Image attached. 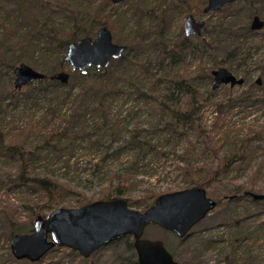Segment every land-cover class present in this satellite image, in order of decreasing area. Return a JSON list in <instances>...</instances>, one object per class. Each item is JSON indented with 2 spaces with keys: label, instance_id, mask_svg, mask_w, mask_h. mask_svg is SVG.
<instances>
[{
  "label": "trees",
  "instance_id": "trees-1",
  "mask_svg": "<svg viewBox=\"0 0 264 264\" xmlns=\"http://www.w3.org/2000/svg\"><path fill=\"white\" fill-rule=\"evenodd\" d=\"M147 1L124 0L122 3L128 5L127 9L117 12L122 3L112 6L109 0H0V157L6 158L13 165L11 169L0 166V190H6L8 195L18 188L23 189L28 200L26 204L14 208L0 204V264H67L65 259L69 257L77 260L78 264H83L82 262L99 264L98 261H93L95 253L85 260L76 251L66 248H54L46 256H51L56 251L60 253L58 256L60 260L45 262L46 257H44L40 262L18 261L11 254L10 244L1 243L2 239L8 238L5 223L8 222L11 236L23 233L22 229L27 225V223L20 224L19 221L15 223L16 218L12 220L11 212L7 208H12L11 211L14 210L13 213L18 214L23 207L29 220V227H33L36 217L40 215L47 217L48 210L62 205L68 195L79 196L65 182L52 176L36 174L34 152L44 153L48 146L52 145L50 139L58 142L54 148L59 149L70 136H73L72 140L78 143L89 142L93 137L96 142L105 137L114 138L112 134L118 132L119 122L118 116L111 110L123 96L151 102L155 110L165 114L168 120L165 129L168 133H180V128L194 124L196 108L193 104L198 100V91L193 87L192 80L187 74L179 75L173 72V69L184 60L182 57L187 53L198 55L202 48H207L213 53L218 49L214 45H219L225 59L221 62L214 60V66L220 68L221 63L228 62L230 65L238 59L239 65H242L246 60L252 59V51L259 49L258 42L264 46V34L261 30H250L252 16L258 14L264 16V0H243L244 6L234 7L235 9L229 14L219 17L217 24L209 31L213 36L209 42L195 43L192 41L193 37L180 35L181 38L176 44L167 42L172 19L180 14L182 6H186L187 15L195 16L201 13L206 0H163L165 4L157 7H151ZM255 2L260 6L259 10L251 9ZM131 20L134 22L133 28L120 42L127 50L121 59L111 60L107 73L97 71L93 67L88 68L86 75L73 72L67 85L50 79L52 74L65 67L62 59L70 43L84 37L93 38L100 27L109 29L111 34L116 36ZM207 27L205 21L201 32H208ZM23 62L38 67L46 78L25 86L23 90H17L13 87L15 79L13 69ZM254 66L260 71V84L255 81L244 95L235 99L236 101L232 100L230 104L232 109L244 107L243 109H248L250 112L264 108V57L258 58ZM206 77L209 79V74ZM71 79L73 81L70 83ZM243 79L245 81V78ZM181 95L185 98L184 107L176 103ZM6 100H10L8 106L10 104L18 106L31 100L47 101L48 113L60 119L64 127L51 135L43 146L37 145L32 148L23 140L11 139L3 125L4 113L10 108H3ZM64 107H68L67 113L62 112ZM217 111L221 113L222 119L219 116L213 119L211 131L197 127L198 133L203 135V147L210 152L211 160L198 165L186 161L185 155L179 156L183 164L178 165L177 169L185 180L187 188L193 185L203 189L210 188L218 182L219 174L226 173L229 165L246 162L250 157L249 151L243 146L224 156H218V150L213 145L208 146L215 142L214 135L208 133L221 132L225 126V123H222L223 112L220 108ZM227 133L228 130L225 128L223 132L226 136L225 140ZM126 147L144 149L139 148V140L134 135H130ZM145 151L152 152L154 148L150 146ZM134 176L128 169L118 175L116 185L112 190L109 189L104 200L115 199L116 196L127 193L132 186L131 180ZM227 189H229L227 201L218 196L213 198L217 201L216 208L223 210L227 204L247 198L255 206L263 205L260 210L255 208L254 214L250 213V215L264 212V200L259 202L244 195L245 192L252 191H245L240 185ZM34 194L38 197L36 201L31 198ZM83 199L80 206L91 203V200H86L84 196ZM246 218L248 217L237 218L228 214L222 219V225H218V227L223 226L230 233L226 242L228 245L226 258L229 259L231 256V259L227 264H232V257L239 250L240 243L250 235ZM204 238L200 234V240L191 245V251L186 249L183 252L185 256L180 260L170 249L168 250L180 264H202V257L209 247V243ZM186 239H181L180 242L183 244ZM121 241L125 242V251L119 250L113 253L110 264H137L133 239L130 236L111 242L107 246L116 247ZM229 252L232 255H229ZM242 255L244 260L242 264H264V259L250 257L243 252Z\"/></svg>",
  "mask_w": 264,
  "mask_h": 264
},
{
  "label": "rangeland",
  "instance_id": "rangeland-1",
  "mask_svg": "<svg viewBox=\"0 0 264 264\" xmlns=\"http://www.w3.org/2000/svg\"><path fill=\"white\" fill-rule=\"evenodd\" d=\"M147 2L151 7L165 4L163 0H148ZM244 5L243 0H236L230 6H224L221 8L222 10L219 9V12L203 14L201 11V13L195 15L196 19H203L207 22L208 32L202 31L200 37H193L192 41L195 43L211 41L213 36L209 34V31L212 26L217 24L219 17H223L235 8ZM127 7L128 5L122 3L117 12L124 11ZM185 8L186 6H182L180 14L175 15L172 19L171 28L167 34V42L176 44L181 38L180 35H184L182 23L187 16ZM255 8L258 10L260 8L257 2L251 9ZM258 15L262 20L264 19V16ZM133 24L134 22L131 20L116 36L111 34L113 42L121 45V39L125 38V35L133 28ZM261 32L264 34V29H261ZM258 44L259 49L255 52L252 51V59L246 60L242 65H239L240 60L238 59L230 65L228 62H223L219 66L227 68L236 77L245 78L244 84L233 87L222 85L219 88L212 89L211 71L217 69L214 66V60L221 62L225 59L219 45H214L218 49H215L213 53H210L207 48H202L198 55L193 56L187 53L182 57L184 60L176 69H173V72L179 73V75L187 74L192 80L193 87L198 91V100L193 104V107L196 108L194 110V124L180 128V133H168L165 129V123L168 122L165 114L155 110L151 102L123 96L114 104L111 110L114 115L118 116L117 120L119 122L118 132L112 134L115 139L111 137L114 140L105 137L103 140L100 139L96 142L93 137L89 142L80 141L78 143L72 140L71 137L73 136H70L59 149L54 148L55 145H58V142L50 139L52 145L48 146L44 153L34 152L36 174L52 176L59 181H63L79 194V196L76 194L68 195L63 200L62 205L48 210V215L54 209L62 206L67 208L80 207V203L84 201L83 196L91 202L104 200V196L107 195L109 189L112 190V187L116 185L117 176L127 169L135 175L134 179L131 180L132 186L130 190H127V193L119 197L116 196L115 199H126L127 204L137 211L146 210V207H150L160 194L187 188L185 187V180H183L177 169L178 165L183 164L179 156L185 155L186 161L198 165L211 160L210 152L203 147V135L198 133L197 127H204L207 131H211L213 119L217 116L222 119L221 113L217 111L218 108L223 112L224 120L222 123H225V126L221 129V132L208 133L211 136L214 135L215 140L214 144H208V146L213 145L216 147L218 156H224L243 146L249 151L250 157L246 162L229 165L225 174L218 175V182L210 188H205L207 195L211 198L218 196L227 201L226 197L229 190L227 188L238 185L242 186L245 191L264 194V108H262L263 110L257 109L249 112L248 109H243L244 107H233V109L230 107L231 101L244 95L249 90V86L254 84L256 79L260 77V71L254 64L258 58L264 57V46L262 43L258 42ZM33 68L41 71L35 65ZM62 70L69 74L73 73L69 65ZM207 74H209L210 81L206 77ZM72 81L71 79L70 83ZM9 102L10 100L4 102L3 108H10L4 113L3 125L6 127V132H8L11 139L23 140L32 148L37 145L43 146L51 135L64 127L60 119H56L52 117L51 113H48L49 103L47 101L31 100L28 101L29 103L25 102L18 106H12L11 104L8 106ZM176 103L184 107L185 98L181 95V98H177ZM67 110L68 107H64L62 112L67 113ZM225 128L228 130L226 140L224 139L226 136L223 134ZM130 135H134L139 140V148L144 149L127 148L126 144ZM150 146L154 148V151H145ZM0 166L4 169L13 168L10 161L1 157ZM23 191V189L18 188L7 195L6 190H0V204L9 205L12 208L26 204L28 200H26ZM151 195H154V197H151ZM31 198L36 201L38 197L34 194L31 195ZM12 208H7L11 212L12 220L16 218L15 223H18V221L20 224L27 223L22 231L23 234H30L33 227H29V220L23 207L18 214L13 213ZM255 208L260 210L263 205L255 206L247 198H241L237 203H229L223 210L216 208L195 225L183 244L180 242L181 239L175 236L174 233L161 230L153 225L145 229L143 237L163 241L164 245L180 260L185 256L183 252L186 249L191 251V245L196 244L200 240V234H202L209 243L208 250L202 257V264H227V261L231 259V256L229 259L226 258L228 253L226 242L230 233L226 228L223 226L218 227V225H222V219L226 218L228 214L237 218L247 216L245 222L248 223L250 235L240 243L239 250L232 257V264L243 263L242 252L250 257L256 256L263 260L264 212L250 215V213L254 214ZM8 228L7 222L5 223V229L8 238L1 240V243L6 245L10 242L11 236ZM124 243V241H121L116 247L107 246L98 249L94 254L93 261H98L99 264H110L113 253L119 250L125 251ZM229 255L232 254L229 252ZM58 256H60V253L55 251L51 256L46 257L45 262L57 260L59 259ZM65 261L67 264H78L77 260L70 257L66 258ZM82 263L85 264V262Z\"/></svg>",
  "mask_w": 264,
  "mask_h": 264
},
{
  "label": "water",
  "instance_id": "water-1",
  "mask_svg": "<svg viewBox=\"0 0 264 264\" xmlns=\"http://www.w3.org/2000/svg\"><path fill=\"white\" fill-rule=\"evenodd\" d=\"M123 1L109 0L112 6ZM235 1L206 0L202 13L219 11ZM182 25L184 36L197 38L205 26V20L196 19L189 14ZM263 27L264 21L254 15L250 30L259 31ZM126 50L125 45L113 42L109 29L100 27L95 38L84 37L70 43L62 63L64 66L69 65L72 72L81 75H86L88 68L92 67L107 73L111 60L121 59ZM13 76V87L17 90H23L25 86L46 78V75L26 62L14 67ZM211 76L212 89L244 83L243 78L236 77L225 67L212 70ZM69 77L68 72L61 70L52 74L50 79L67 85ZM256 83L260 84V78L256 79ZM244 195L259 202L264 200V194L261 193L245 192ZM216 205L217 201L209 197L205 189L193 185L180 191L160 194L142 212L128 205L124 198L95 200L77 208L62 206L51 211L47 217H36L30 234L12 235L9 242L11 254L18 261L40 262L54 248H67L76 251L86 260L107 244L130 236L133 239L137 264H180L163 241L143 237L145 229L151 225L157 226L161 230L174 233L179 239H184Z\"/></svg>",
  "mask_w": 264,
  "mask_h": 264
},
{
  "label": "flooded vegetation",
  "instance_id": "flooded-vegetation-1",
  "mask_svg": "<svg viewBox=\"0 0 264 264\" xmlns=\"http://www.w3.org/2000/svg\"><path fill=\"white\" fill-rule=\"evenodd\" d=\"M206 3H207V2H206ZM226 6H227V5H226ZM253 16H254V15H253ZM253 16H252V17H253ZM251 20H252V18H251ZM183 34H184V33H183Z\"/></svg>",
  "mask_w": 264,
  "mask_h": 264
}]
</instances>
